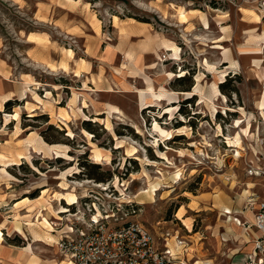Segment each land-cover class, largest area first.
I'll return each mask as SVG.
<instances>
[{"label":"rangeland","instance_id":"374dc122","mask_svg":"<svg viewBox=\"0 0 264 264\" xmlns=\"http://www.w3.org/2000/svg\"><path fill=\"white\" fill-rule=\"evenodd\" d=\"M74 1L68 3L79 2ZM49 2L0 0L2 55L12 67V80L21 73L30 75L25 76L31 83L37 81L30 89L44 106L36 111L33 96L27 98L25 91L19 99L25 101L11 99V109L3 112V105L0 110V154L6 157H0V264L62 261L48 245L53 240L49 215L44 218L37 208L61 200L67 191L77 201L62 202L67 212L55 222V230H66L65 219L76 211L88 220L92 214L96 219L113 214L107 218L114 221L123 218L118 208L134 203L138 208L129 218L158 237L178 231L190 241L187 264H212L219 245L209 233L218 226L220 201L229 198L237 204L239 195L252 186L264 191V179L248 175L251 167L264 169V0H80L68 18L79 25L84 19L93 28L100 21L101 61L108 59L118 40L112 20L117 25L127 16L149 20L127 19L155 35L146 33L131 43L140 45L145 39L143 50H148V39L163 46L149 53L158 60L152 56L137 70L153 86L147 87L146 105L140 101L146 89L143 80L131 81L121 74V82L113 80V92L88 98L84 111L83 78L61 71L70 72L64 54L59 70L43 53L48 55L50 43L58 51L56 62L63 48L84 59V39L95 34L86 23L74 37L54 29L47 7L40 5ZM181 8L185 18L178 14ZM28 33L40 34L33 56L54 71L27 59ZM164 49L168 52L160 51ZM110 64L117 73L116 55ZM75 73L78 76L79 70ZM105 77L111 84L113 76ZM104 103L107 114L100 113ZM110 107L120 114L110 112ZM15 112L18 121L11 118ZM234 137L240 147L234 146ZM51 148L61 154H52ZM96 152L100 158L93 162ZM84 201L93 203L84 206ZM41 216L51 229L38 224Z\"/></svg>","mask_w":264,"mask_h":264},{"label":"crops","instance_id":"0c3cea01","mask_svg":"<svg viewBox=\"0 0 264 264\" xmlns=\"http://www.w3.org/2000/svg\"><path fill=\"white\" fill-rule=\"evenodd\" d=\"M10 1H13V0H10ZM68 2L69 3L70 2L76 3L74 0L68 1ZM68 2L66 0H52V3H50V2L46 3V4L42 3L40 5L47 7L45 12H48L47 16L50 17V24L54 27V29L63 33L66 36L74 37V33L83 32L82 26L85 23H86L87 27L93 29V32L95 35L84 39L85 44H84L83 49H84L85 58L84 59L83 58H77L72 49L63 48L62 52L60 53V56H58V61L56 62V60H54L53 56L58 51L56 50V46H53L54 44H52L50 46L49 42H48L49 43L48 55L43 53V56H44V58H48L49 61L51 62V64H55L57 69L61 70V66H59V64L61 63L60 60H61L62 55L64 54L65 58L67 59V61H65L64 63L70 67V72H64L63 70H61V71L63 73H70L72 75V77H74L76 79H80L81 77L83 78V80L81 81V88H80V91H82L81 102L84 100L83 103L84 102L86 103V107L84 108L83 103H81L82 106L80 108L82 109V111H84L89 107L90 101L88 98H90V99L95 98V97L99 98L100 96H102L103 93L113 92V91H109L110 89L113 90V87H114L113 80L117 79L118 82H121V76H120L121 74L124 75V77H127L131 81L133 80L136 82V81H138L137 79H139L142 82L143 78H142L141 74H138L137 70H139V67L141 65H143V61L148 60V59H152V56L156 60L157 59L156 56L153 54H149V53L156 52L158 49H163V46L161 47L160 46L161 44H158V47H159L158 48L154 42H151V40L148 39L149 44H146L148 50H143L142 49L143 45L145 44V42H147L145 39L143 40V43H141L140 45H136L137 42L131 43V40L143 37V34H146V33L150 37L153 38L155 35L152 34L150 32V30H148V28H145L143 30L142 26L136 25L132 22H128V20H127L128 18H126L125 20L118 19L119 23L117 25H114L113 20H112V26L118 32V40L115 43V45L113 46V50H111L110 56L108 57V59L106 61H101L100 58H101V49L102 48L99 46L102 43L101 38H100V35H101L100 21L95 17L98 22L94 23V28L91 27L90 24L85 22L84 19H83V21H81L80 25L77 23H74L73 19H69L68 16H70V18H71L74 15L77 8L81 5L80 0L75 5L69 4ZM16 5H18V4H16ZM92 15H94V14H92ZM40 20L44 21L43 18H41ZM61 24H62V26H61ZM147 27H149V24ZM140 30L142 33L139 32ZM147 34H146V36H147ZM30 35L36 37V39L30 40L29 39ZM79 37L83 38L84 36H79ZM25 38H26L27 43L31 45V48L28 50L27 59L29 61L33 62L34 64L38 65V66L45 67L46 69L50 70L51 72L54 71L46 63L42 62L41 60H36L34 58V56H37L36 55L37 43H38V41L41 40L40 34L28 33ZM89 38H91V39H89ZM92 38L94 40H92ZM2 49H3V45L0 41V102H2V99L4 97L6 99H8L9 101H11V99L12 100L17 99V101H25L28 98V96L32 95L33 101H34L33 105L37 109L36 111H38L40 108H43V104H41L40 102H38L35 99V97H34L35 92H33V89H30L32 86H35L34 84L37 81H34L31 83L30 79L26 78V76H25V75H27L30 77V75H28L26 73H21L19 75V79L17 81L12 80V77H11L12 76V67L8 63V61L6 59H4V57L2 55L3 54ZM69 50L72 51V56H68L67 51H69ZM160 51L168 52L165 49L160 50ZM114 55H116V57L119 58L120 68H117V73L112 72V70H110V67H113L112 64H110V61L112 60V57ZM59 58H60V60H59ZM170 61H172V60H170ZM93 64H95V65H93ZM121 65H123V66L126 65L129 68L128 69L121 68ZM77 69L79 70L78 76L75 73V71ZM108 73H110V75L113 76L111 79L112 80V83H111L112 86H111L110 82L107 80V78L105 77V74H108ZM137 75H140V76H137ZM142 84L145 86L146 89L141 91V92H143V94L140 92V101H142V105H146L147 104V102H146L147 87L149 85H152V84L148 79H145V82L143 80ZM106 85H108V89H105ZM51 89H52V92H56L55 87H51ZM25 91H27V98L25 100H19V99H22L21 95L22 96L24 95L23 96V99H24ZM48 92H50V91H48ZM142 95H143V98H141ZM161 97H162V95H161ZM46 99H48V97ZM172 99H175V98H172ZM8 100H7V102H8ZM44 102H49V101H44ZM103 105H104V107L101 108L100 113L107 114L108 112L106 109V105H108V103H106V104L104 103ZM69 110L71 111V109H69ZM57 113H58V111L55 114H57ZM48 115L50 118L51 115L49 113H48ZM0 167L2 168L1 164H0ZM0 171H1V169H0ZM249 178H262V179H264V177H252V176H250ZM246 190H247V192L245 194H243V192H242V194L239 195L238 202H241V207H239L238 202L236 204V203H234L233 200H230L229 198L228 199L225 198V200L223 202L220 201V203H219L218 208L222 210V211H220L221 213H219V216H220L219 217V223H218V226L213 231H211L209 233L211 235V237H214V238L216 237L215 240L217 241V243L219 245L218 246V249H219L218 253L212 259H210L212 264L213 263L214 264H244L246 255L251 251V249L253 247V245L251 243L253 232L252 233L249 232V234L246 235L247 231L241 224H244V223L252 224L253 223V214L254 213L252 211H248L245 208L247 198L251 194L258 195L259 197H264V191L257 192V191H255V188L253 186L251 188H247ZM63 201L66 202L65 200H56L55 201V199H54L51 201L50 206L47 207L45 204H43L42 206L40 205L37 208V209H40L43 217L45 215H49V217L48 218L46 217V219H48V221L52 225L53 230L49 234L53 237V240L50 241L51 243H48V245L54 249H55L54 244L58 240L59 235L62 232L67 231V227H65L66 230H63V228L55 230L56 227L54 226L55 222H60V220L62 221V215L61 214H63L62 212H60V210L59 211L57 210L56 204L58 205V207L60 206V208H64V210H66L65 205H62ZM21 202H22V200L15 202L14 206L18 207V205L22 204ZM208 209H209L208 211H211V212L214 211L212 208H208ZM42 216L39 218V222L42 221ZM221 216L224 217V219H220ZM26 225H28V223ZM36 226L42 228L39 225H36ZM29 227H31V226H29ZM226 227H229L230 229L226 230L227 229ZM187 231L191 232V230L189 231L188 229H187ZM185 240H186V238H185ZM189 242L190 241H187V243H189ZM188 247H189V245H187V260L188 261L184 260L185 264H187V262H189V260H190V258H188V255H189V253H188L189 248ZM191 257H193V256H191ZM217 259H218V263H215V261ZM61 260L62 261H59L60 263L64 262L65 264H69L67 262V260H65L63 258H61ZM50 261H48V264L50 263ZM60 263L57 262L56 264H60Z\"/></svg>","mask_w":264,"mask_h":264},{"label":"built area","instance_id":"2783aa9c","mask_svg":"<svg viewBox=\"0 0 264 264\" xmlns=\"http://www.w3.org/2000/svg\"><path fill=\"white\" fill-rule=\"evenodd\" d=\"M248 175L264 177V169L251 167ZM133 204H126L128 208L124 210L118 208L123 218L114 221L107 218L113 214L97 219L92 214L89 220L84 213L78 216L79 211L69 214L70 219H65L67 231L54 244L57 254L69 264H185L184 260L188 261L185 238L178 231H167L158 237L129 218L136 214ZM245 208L254 214L252 224H241L246 235L253 232V247L244 264H264V197L251 194Z\"/></svg>","mask_w":264,"mask_h":264},{"label":"bare ground","instance_id":"6f19581e","mask_svg":"<svg viewBox=\"0 0 264 264\" xmlns=\"http://www.w3.org/2000/svg\"><path fill=\"white\" fill-rule=\"evenodd\" d=\"M179 16L181 17V18H185V11L184 10H182V8L179 10ZM116 19V18H115ZM180 20V19H179ZM148 44V43H147ZM69 53L70 54H72V52L71 51H69ZM68 53V54H69ZM174 56H178V50H176V49H174V54H173ZM68 56H70V55H68ZM67 70V69H66ZM66 72V71H65ZM149 90H153V88L151 87V86H149ZM47 95L48 96H50V93H47ZM2 99V98H1ZM7 100L8 99H6L5 97L2 99V102H0V110L2 109V107H3V105H4V103L5 102H7ZM9 101V100H8ZM44 107V106H43ZM109 111L111 112H114V113H116V114H120V111L118 110V109H116V108H114V107H110V109H109ZM7 117V116H6ZM61 117V116H60ZM11 118L13 119V120H17L18 121V119H19V113L18 112H15L14 114H12V116H11ZM237 123V122H236ZM167 135H169V133H167ZM235 138V137H234ZM236 140L233 142L234 143V146L235 147H240V143H239V140H238V137L237 138H235ZM232 142V141H231ZM41 145H46L45 143L43 144V143H41ZM41 145H40V147H41ZM39 146V145H38ZM43 146V147H44ZM48 147V146H47ZM36 149V148H35ZM47 149V148H46ZM49 149H50V147H49ZM49 149H47V150H49ZM52 149V148H51ZM38 150V149H37ZM10 152V151H9ZM51 152H55V153H52V154H56L57 156H59L61 153L57 150V149H55V151H54V149H52L51 150ZM238 152V151H237ZM13 153V152H12ZM20 153V152H19ZM15 154V153H14ZM51 154V153H50ZM239 154V153H238ZM0 157H1V159H4V158H6L5 156H3V155H1L0 154ZM20 157V156H19ZM23 157V156H22ZM99 158H100V154L99 153H94L93 155H92V159H93V162H96V161H98L99 160ZM11 161V160H10ZM4 170V169H3ZM5 171V170H4ZM177 178V177H176ZM85 183V182H84ZM78 184V183H77ZM63 189H64V187H63ZM68 189H66V191H67ZM155 190V189H154ZM63 191H65V190H63ZM145 192V191H144ZM148 195V194H147ZM153 195V194H152ZM62 197H61V200H66L67 201V203L69 204V205H73V204H75L76 203V201H77V197H76V195L74 194V193H72L71 191H67V192H65V193H62V195H61ZM152 200V199H151ZM128 202V201H127ZM47 203V202H46ZM229 210V209H228ZM60 212H67L66 210H64V208H61V211ZM39 215V214H38ZM39 218V217H38ZM39 220V219H38ZM239 221V220H238ZM39 222V221H38ZM37 222V223H38ZM239 223V222H238ZM38 224H42L45 228H50L51 229V227H50V224H49V222L47 221V220H45L44 219V221L42 220V222H39ZM229 228V227H228ZM230 229V228H229ZM226 230H228V229H226ZM0 235H1V233H0ZM1 238V237H0ZM60 264H65L64 262H61Z\"/></svg>","mask_w":264,"mask_h":264},{"label":"trees","instance_id":"16d2710c","mask_svg":"<svg viewBox=\"0 0 264 264\" xmlns=\"http://www.w3.org/2000/svg\"><path fill=\"white\" fill-rule=\"evenodd\" d=\"M91 3V2H90ZM127 18H133V19H135V20H137V21H140V22H144V23H150V21L149 20H147V19H144V18H134V17H132V16H127ZM13 102L12 101H8V102H5L4 103V107H3V112L5 111H8L9 109H11L10 107L11 106H13V104H12ZM1 113V112H0ZM35 117V116H34ZM43 117V116H42ZM35 118H37V117H35ZM133 206H134V208L136 209V208H138V206L136 205V204H133ZM125 208H128V206H125Z\"/></svg>","mask_w":264,"mask_h":264}]
</instances>
